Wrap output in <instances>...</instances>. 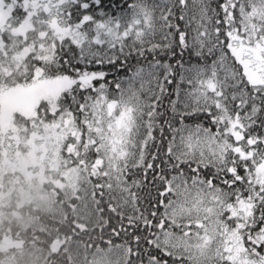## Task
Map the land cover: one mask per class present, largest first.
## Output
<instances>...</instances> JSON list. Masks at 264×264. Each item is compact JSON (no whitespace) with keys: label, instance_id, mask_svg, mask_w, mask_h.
Returning <instances> with one entry per match:
<instances>
[{"label":"snow or ice","instance_id":"6c2138e0","mask_svg":"<svg viewBox=\"0 0 264 264\" xmlns=\"http://www.w3.org/2000/svg\"><path fill=\"white\" fill-rule=\"evenodd\" d=\"M19 59L83 264H264V0H0Z\"/></svg>","mask_w":264,"mask_h":264},{"label":"trees","instance_id":"16d2710c","mask_svg":"<svg viewBox=\"0 0 264 264\" xmlns=\"http://www.w3.org/2000/svg\"><path fill=\"white\" fill-rule=\"evenodd\" d=\"M43 79H29L23 60H9L0 64V92L13 89L28 92L32 89L49 88ZM52 90L36 105L33 119L38 122H53L47 114L51 111ZM15 122L25 123L30 130L32 119L24 113L15 114ZM64 137L60 146V164H65ZM44 202H26L14 215L0 220V264H83V249L79 245L80 236L71 234V224L75 213L71 211L72 191L67 189L63 178L56 186L44 190Z\"/></svg>","mask_w":264,"mask_h":264},{"label":"rangeland","instance_id":"374dc122","mask_svg":"<svg viewBox=\"0 0 264 264\" xmlns=\"http://www.w3.org/2000/svg\"><path fill=\"white\" fill-rule=\"evenodd\" d=\"M51 90L6 88L0 92V220L16 214L26 202H44L46 193L40 189H52L59 177L72 191L69 168L59 163L62 131L53 122L32 118L38 101ZM17 112L32 119L30 130L25 123L19 126L15 122Z\"/></svg>","mask_w":264,"mask_h":264}]
</instances>
